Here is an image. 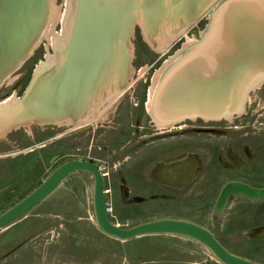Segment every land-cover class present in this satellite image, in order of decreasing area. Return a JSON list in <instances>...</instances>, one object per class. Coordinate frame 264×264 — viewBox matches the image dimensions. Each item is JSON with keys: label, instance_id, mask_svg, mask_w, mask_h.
Listing matches in <instances>:
<instances>
[{"label": "rangeland", "instance_id": "rangeland-1", "mask_svg": "<svg viewBox=\"0 0 264 264\" xmlns=\"http://www.w3.org/2000/svg\"><path fill=\"white\" fill-rule=\"evenodd\" d=\"M140 1L133 21L128 76L124 75L121 89L104 95L90 120L83 125L70 123L68 119L62 124L33 121L0 136V182L13 176L35 154L39 155L29 171L0 191V214L36 189L65 161L89 160L103 169L106 187L116 182L136 184L135 190L127 188L133 191L131 206L119 209L122 217L129 220L126 227L161 217L191 220L209 228L231 252L264 263V202H249L246 197L237 195L232 197V207L223 218L214 222L213 213L215 201L226 182L242 180L264 187V82L247 92L243 113L230 119L209 122L201 118L186 119L159 128L147 111L150 90L165 64L202 40L222 0H212L201 9L195 22L175 17L182 0H162L166 8L161 15L171 19L162 17L164 21L157 22L159 26L151 15L146 14L144 21L141 20L144 0ZM68 3L71 5L69 21L72 16L76 17L77 0H49L46 24L37 48L0 84L3 112L19 106L43 62L58 59L55 51L65 39ZM70 23L72 21L68 26ZM146 24L152 29L157 25L159 30H155L154 37L165 38L160 50L147 38L151 31ZM53 69L51 63L41 80ZM104 89L108 90L107 86ZM4 124L0 119L1 135H4ZM183 138L200 139L205 143L199 156L202 169L192 184L178 191L151 193L139 187L142 177L128 175L129 171L135 169L140 173L149 166L145 155L151 153L148 149L152 143ZM55 156L60 159L52 163ZM125 158L128 160L124 161ZM93 185L90 173L75 172L26 215L0 228V264L216 263V258L204 245L182 236L146 235L121 241L106 235L95 219ZM242 201L248 204L243 213H239L235 205Z\"/></svg>", "mask_w": 264, "mask_h": 264}, {"label": "water", "instance_id": "water-1", "mask_svg": "<svg viewBox=\"0 0 264 264\" xmlns=\"http://www.w3.org/2000/svg\"><path fill=\"white\" fill-rule=\"evenodd\" d=\"M48 3L49 0H0V84L12 69L21 67L37 48L34 45L37 41L39 43L46 24ZM152 6L147 5L149 12L156 10ZM129 15V19L134 21V17L132 20ZM163 16H156L154 21L159 22L158 19ZM29 25L33 27L25 37L22 30ZM127 26L133 34V23ZM259 75H264V0H222L200 43L159 83L154 107L157 114L165 119L237 115L243 107L244 94ZM57 158L53 157L52 163ZM38 159L39 155L35 154L23 168L0 184V191L29 171ZM77 171L88 172L94 178L95 219L106 235L121 241L146 235H177L201 243L221 264H263L231 252L209 228L191 220L161 217L131 227L115 223L108 212V194L100 165L82 159L65 161L36 189L1 213L0 228L26 215L67 176ZM237 195L256 202L263 201L264 187L242 180L226 182L215 201L214 214L223 218L232 197Z\"/></svg>", "mask_w": 264, "mask_h": 264}, {"label": "bare ground", "instance_id": "bare-ground-1", "mask_svg": "<svg viewBox=\"0 0 264 264\" xmlns=\"http://www.w3.org/2000/svg\"><path fill=\"white\" fill-rule=\"evenodd\" d=\"M139 1L77 0L76 17L72 16V20H69L72 23L68 26L70 1L65 19V39L63 44H60L61 47L58 45L59 47L55 51L57 56L59 55L58 59L54 57L50 59V62H43L39 66L23 99H20L19 106L13 107L14 110L10 111L3 112L0 110V119L5 121V128L2 132L4 135L0 134V136H5L11 128L30 125L33 121L39 124L43 122H46V124H62V121L68 119V121L73 120L72 122L83 125L96 112V109L104 99V95L121 89L124 75L127 74L128 76L130 57L132 56V44L130 41L132 39V30L127 25L133 23V21L129 19V13L131 14V19L133 20V17L135 19V8ZM211 1L182 0L177 7L175 17L195 22L199 18L200 13H202L201 9L203 10ZM160 2L159 0H153L149 3L148 0H144L142 3L143 9L141 8V20L144 21V15L146 14L154 15V18L161 15V11H163L165 6L162 5V0ZM152 4V7L156 8V10L149 12L147 5L151 7ZM169 6L171 7V5ZM170 7H167L169 11L171 10ZM151 12H154V14ZM193 15L196 16L193 17ZM163 17L165 18L166 16ZM164 18L159 19V22H163ZM166 18L168 19L169 17ZM80 21L82 22L81 26L79 25ZM155 22L157 23V21ZM146 26L148 29L150 28L149 25L146 24ZM32 27L29 25L22 30L23 35L28 36ZM155 27L149 29L151 33L148 34L147 38L150 43L152 42L160 50L164 46L165 38L161 37V40L160 36H157L158 38L154 37ZM198 43L200 42H196L190 49L179 54L170 64H165L154 84V88L152 87L150 90L147 111L152 121L161 129L183 122L186 119H197L196 117L165 119V117L157 114V110L154 107V99L161 80L175 64L193 51ZM67 49L68 54L66 53ZM51 63L54 64L55 69L49 71V75L41 80V75L50 68ZM260 82H264V75L257 76L248 91ZM106 86L108 90L104 89ZM247 92L244 94L243 105L246 102ZM15 108H19V110ZM243 108L244 106L237 115L243 113ZM234 116L236 115L203 118V120L230 119ZM76 119L78 120L75 121Z\"/></svg>", "mask_w": 264, "mask_h": 264}, {"label": "crops", "instance_id": "crops-1", "mask_svg": "<svg viewBox=\"0 0 264 264\" xmlns=\"http://www.w3.org/2000/svg\"><path fill=\"white\" fill-rule=\"evenodd\" d=\"M204 145L205 143L203 141L200 139L195 141L194 138L191 140L183 138L174 141L152 143L150 149H148L151 153L145 155L149 166L140 173L135 169L134 171H129L128 175L130 177H142L144 181H140L138 185L142 189L144 188L146 192L147 190L151 193L156 191L182 190L184 187L192 184L200 175L202 160L199 156L203 152L202 147ZM128 158H125L124 161L128 160ZM130 177H128V179H130ZM116 183H109V186H105V188L111 189V192L108 194V202L113 206V214H111L112 220L115 223L125 226L128 225L129 220L128 218L122 217L119 209L121 206L123 208H126L127 205L131 206V198L133 197L131 194L133 191L130 192L127 188L130 187V189L135 190L136 184L132 182H127L128 184H125V182ZM134 195L135 197L137 196L136 193ZM246 200L250 199L246 198ZM231 202L232 201H230L228 208L230 206L232 207ZM243 202L245 201L235 205L239 213H243V208L248 204ZM249 202L256 201L250 200ZM261 202H264V200L257 203ZM217 219L218 217L215 215L214 222H216ZM188 239L193 240L190 238ZM211 263L221 264L218 261H216V263Z\"/></svg>", "mask_w": 264, "mask_h": 264}, {"label": "built area", "instance_id": "built-area-1", "mask_svg": "<svg viewBox=\"0 0 264 264\" xmlns=\"http://www.w3.org/2000/svg\"><path fill=\"white\" fill-rule=\"evenodd\" d=\"M102 172H103V169L101 168ZM105 192L107 194H109L111 192V189L110 188H105ZM108 212L110 214H113V206L111 205V203L108 202Z\"/></svg>", "mask_w": 264, "mask_h": 264}, {"label": "flooded vegetation", "instance_id": "flooded-vegetation-1", "mask_svg": "<svg viewBox=\"0 0 264 264\" xmlns=\"http://www.w3.org/2000/svg\"><path fill=\"white\" fill-rule=\"evenodd\" d=\"M194 16H196V15H193V17H194ZM168 19H170V18H168ZM159 25H160V24H158V26H159ZM140 26H141V25H140ZM141 27H142V26H141ZM156 27H157V25H156ZM142 30H143V28H142ZM156 30L158 31L159 28H157ZM78 119H79V118H78ZM78 119H76L75 121H77ZM72 121H73V120H69L70 123H74V122H72ZM204 121L209 122V121H216V120H209V121H208V120H204ZM35 123H36V122H35ZM5 157H6V156H5ZM51 158H52V157H51ZM59 159H60V156H59V157H58L53 163L57 162ZM22 168H23V167H22ZM16 173H17V172H16ZM13 175H14V174H13ZM7 180H8V179H7ZM3 182H4V181H3ZM3 182H0V184L3 183ZM41 183H42V182H41ZM41 183H40V184H41Z\"/></svg>", "mask_w": 264, "mask_h": 264}]
</instances>
